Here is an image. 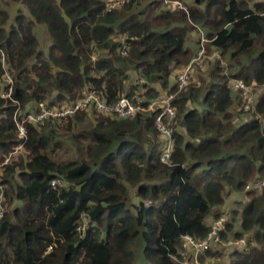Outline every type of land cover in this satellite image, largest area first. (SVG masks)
Returning <instances> with one entry per match:
<instances>
[{"label":"trees","instance_id":"obj_1","mask_svg":"<svg viewBox=\"0 0 264 264\" xmlns=\"http://www.w3.org/2000/svg\"><path fill=\"white\" fill-rule=\"evenodd\" d=\"M174 1L184 9L158 0L111 11L105 0H0V165L11 155L0 171L9 208L0 264H135L140 245L148 264H181L183 237L204 239L231 193L246 200L227 212L221 238L245 239L246 247L209 249L200 262L222 264L220 250H228L226 264H264V186L245 190L264 179V0ZM13 4L25 13L11 15ZM35 25L46 30V53ZM191 33H202L206 53L219 59L207 79L190 74L173 99L167 163L156 111L119 119L90 105L26 124L18 138L16 119L39 103L60 109L93 91L104 105L125 97L145 106L161 91L175 93L173 70L199 49V38L189 45ZM6 73L12 92L2 98ZM234 80L254 88L248 113ZM53 180L64 186L52 189Z\"/></svg>","mask_w":264,"mask_h":264},{"label":"built area","instance_id":"obj_2","mask_svg":"<svg viewBox=\"0 0 264 264\" xmlns=\"http://www.w3.org/2000/svg\"><path fill=\"white\" fill-rule=\"evenodd\" d=\"M132 0H105V10L111 11L121 5L127 4ZM162 6L167 8H178L184 9L183 5L174 0H158ZM200 45L199 49L196 52V56L191 59V61L183 67H180L175 77L176 84V92L175 93H160L159 96L147 101L145 106H142V99L136 98V102L130 101L128 98H121L113 105H104L97 97V94L93 91H89L84 95V97L78 100L75 105L70 106L65 104L60 109H50L46 108L44 103H39L37 105V111L35 113L31 112L28 114H22L18 119H16L17 130H18V138L24 140L25 139V125L32 124L38 125L47 121L48 119H62L66 116L73 114L75 111L87 108L90 105L95 107V110L98 112H102L106 115H112L119 119H132L138 113L142 112H153L156 111V117L154 121V125L157 131L163 137L165 144L164 150L161 155V162L167 163L170 158V154L172 151V133L174 131L173 125L176 116V112L172 107V101L175 96L184 91L189 82V77L192 72L193 66L195 64H200L205 54L204 45L207 43V39L200 34ZM121 54H125L122 51ZM3 85L6 88L5 91L1 94L2 98H9L12 92V78L6 73L3 77ZM231 88L233 91L238 92L243 99V112L248 113L255 102V97L253 93V86L246 85L242 80H234L231 82ZM22 144L15 148V151L20 150ZM11 155L4 160V162L0 165L1 167L8 164ZM52 189L56 187L60 188L64 186V183L60 180H53L50 183ZM264 186V179H257L249 182L245 190L246 191H260ZM5 186L0 183V220L5 216L8 209L3 204L5 201L4 198ZM82 222L85 224V219L82 218ZM230 221V216L226 212H222L217 219H215L209 230L202 240H195L190 236L183 237L182 243V251L180 252L181 256V264H204V262H200V256L203 255L207 250L214 249L216 247H237L240 249H244L246 247L245 239L233 240L230 239L228 242H223L221 238V234L226 230V224ZM51 250V247L48 248ZM176 260L175 257H173Z\"/></svg>","mask_w":264,"mask_h":264},{"label":"rangeland","instance_id":"obj_3","mask_svg":"<svg viewBox=\"0 0 264 264\" xmlns=\"http://www.w3.org/2000/svg\"><path fill=\"white\" fill-rule=\"evenodd\" d=\"M16 5L17 4H15V6ZM12 10L13 9H11L10 12ZM34 33L36 34V37L39 40V45H38L39 49L42 52L46 53L48 45H49V40H48V36H47L45 28L43 26H41V25H35L34 26ZM192 34H194V33H191L190 37H192ZM42 37H44V39ZM200 37L201 36L199 34L195 33V36H194V38H191V40L189 42V45L192 46L193 44H195L197 38H199V40H200ZM195 56H196V54L193 55L192 59ZM217 56H218V54H217ZM217 56L212 58L211 57V53H206V50H205V54H204V57L202 59V62L200 64H195L193 66V69H192V72H191V77L194 79V81L205 80V79L208 78V71H209L210 67L213 64V61L216 60V59H219ZM220 59L222 60L223 64L227 63L226 57H221ZM179 69L180 68H178V70ZM254 97H255V94H254ZM248 118H249L248 115H244V116L240 117L239 123L244 121V120H246V119H248ZM245 200H246V198H245L244 194L231 193L230 195L226 196L225 204L221 208L220 211H221V213L222 212H226V213L229 212L230 214H231L232 211H238L239 212L241 210V205H243ZM7 209H8V212H9V208H7ZM233 225H234L233 226L234 230L238 231L239 230L238 222L237 221L234 222ZM228 239H230V237ZM220 247H223V246H220ZM220 247H216L215 249H219ZM224 248H227L228 250L230 249L228 247H224ZM220 251H221V253H224V254L217 261L219 263L226 264L227 261H228L227 260L228 259L227 258V251L226 250H220ZM135 264H148L146 262V260L144 259V256H143V246L142 245H140L139 249H137L136 252H135ZM204 264H211V263L206 261V262H204Z\"/></svg>","mask_w":264,"mask_h":264},{"label":"crops","instance_id":"obj_4","mask_svg":"<svg viewBox=\"0 0 264 264\" xmlns=\"http://www.w3.org/2000/svg\"><path fill=\"white\" fill-rule=\"evenodd\" d=\"M11 9H13L11 12H10V10ZM18 9H20V10H22L23 11V13H25V8H23V6H21L20 4H17L16 6H15V4H13V5H11L10 6V8H9V13H11V15L12 14H14ZM194 36H195V33L194 34H192V37H190V40H191V38H194ZM43 39H44V37H42ZM197 46H196V50H195V48H194V53L196 54V52H197ZM196 51V52H195ZM215 56H217V52H212L211 53V57L213 58V57H215ZM177 72H178V68H176V69H174L173 70V72H172V75H171V77H170V86L174 83V81H175V76H176V74H177ZM155 88H157L158 90H161L160 89V87L158 86V85H156V87ZM162 93H163V91H161ZM207 262H210L211 264H213L216 260L215 259H207L206 260Z\"/></svg>","mask_w":264,"mask_h":264}]
</instances>
